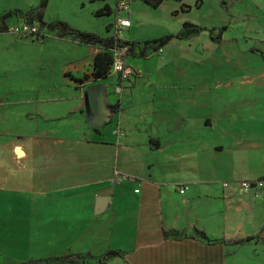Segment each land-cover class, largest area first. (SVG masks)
<instances>
[{
	"label": "crops",
	"instance_id": "obj_1",
	"mask_svg": "<svg viewBox=\"0 0 264 264\" xmlns=\"http://www.w3.org/2000/svg\"><path fill=\"white\" fill-rule=\"evenodd\" d=\"M207 1H116L107 30L116 18L131 21L124 62L136 71L120 91L112 76H92L95 44L71 29L112 34L67 22L60 0L49 14L46 0L0 22L2 43L37 49L41 61L36 70L0 61V264H264V191L238 185L264 177V0ZM71 4L77 17L88 4L111 11L106 0ZM218 9L230 18L223 30ZM181 13L199 18L166 24L164 44L131 35ZM24 15L39 26L41 37H29L38 45L3 30ZM230 32L258 58L254 70L218 59L213 39ZM193 37L213 41L170 43ZM93 86L104 87L111 110L100 125L89 124L83 99ZM99 196L109 200L95 214Z\"/></svg>",
	"mask_w": 264,
	"mask_h": 264
},
{
	"label": "rangeland",
	"instance_id": "obj_2",
	"mask_svg": "<svg viewBox=\"0 0 264 264\" xmlns=\"http://www.w3.org/2000/svg\"><path fill=\"white\" fill-rule=\"evenodd\" d=\"M46 1V0H43ZM50 1V8L48 10V14L52 12V9L57 7V1L58 0H49ZM117 0H106V2H108V4L111 5V12L108 14H99L96 15L95 11L93 10V7L91 4H88L86 6H84L83 8L81 7L80 10H82V12L79 14L81 15V17H77L74 14L68 13L70 11V7L73 6L72 0H60L61 3H63L64 6V10L62 11L64 14H66L64 17L65 20L67 22H70L72 24H79L81 25V28H89L91 30H94L95 32L99 33L102 36L105 35H109V34H113L112 30H107L108 24H110L113 19H114V7H115V3ZM207 2L211 3L208 4V6L210 7H214V3L211 0H208ZM45 3V2H44ZM43 2L41 3V0H0V12L6 11V10H19L21 12V10H26L27 8H30V6H33L32 8H39L41 7L43 4ZM129 3V1H128ZM138 7H140L142 4L140 2H138ZM242 3L238 2V4L236 5V7L239 9L241 7ZM207 6V5H206ZM165 7V6H163ZM220 8V5H219ZM47 14V15H48ZM216 16L218 17L217 22H218V26L221 30L222 27L224 25H227L230 22V18L228 17V15H226L225 11H221L220 9L217 10V12L215 13ZM187 18H186V17ZM214 14L212 13V18H213ZM186 18V21L188 20H194L195 18H199V15L197 14H191L190 17H192L190 19V17L188 18V14L186 13H181L179 18L176 19H171V20H155V24L152 22L151 26L149 28H142L138 31H134L133 33H131L132 36L134 37H142V38H152L151 40L155 39V38H159L160 36H162V34H165L164 30H165V26L166 24H171L174 23V21H178L180 22V24L182 25V22L185 19L182 18ZM13 19H16V16H13ZM194 22L196 23V19L194 20ZM202 24L204 23H209L211 22V19L209 21H200ZM249 22V21H246ZM231 25H233V23L231 22ZM235 26V25H233ZM211 33H213L211 31ZM233 32L230 33H226L223 41L220 40V37L218 36L217 38H214V42L219 43L220 48H219V52H218V59L221 60L222 55L224 57H228L229 60L232 61H249L250 62V67L251 69H253V65H257L258 63V58L254 59L252 57V54H248L245 52H241L238 50L239 46H237L238 42H234V40H232L233 36ZM123 36V34H122ZM167 36V35H166ZM249 36H251L249 34ZM253 36V35H252ZM2 36H0V61H12L16 58H20L23 60H26L27 62H29L32 66H33V70H36L37 66H41V61L39 60L38 57V53H37V49H33V48H27V47H23V46H17L14 44H10V43H2V40L4 39ZM7 38H10V36H6ZM11 37H15V35H11ZM253 38V37H251ZM23 39V38H21ZM21 42H25L28 44H34V45H38L37 42H32L29 37L24 38V40H21ZM15 41V39H13ZM143 40V39H142ZM139 41L140 43H144V41ZM198 40H201L202 43H207V42H211L213 40H210L207 37H197V38H191V39H184V42H178V40H172L170 43L172 44H195L198 42ZM183 41V40H182ZM253 39H250V42L253 43ZM6 44V45H5ZM242 44V43H241ZM6 46V47H5ZM1 48H3V50L1 51ZM225 50H228V52L230 54H224L223 52ZM230 55V56H229ZM250 56V57H249ZM129 58V56H128ZM261 63V62H260ZM39 68V67H38ZM243 69H245V67H243ZM220 70V69H218ZM231 70V69H228ZM238 66L237 64H235V67L233 68L232 72H237ZM254 70V69H253ZM222 71V70H221ZM220 72V71H219ZM224 72V71H223Z\"/></svg>",
	"mask_w": 264,
	"mask_h": 264
},
{
	"label": "built area",
	"instance_id": "obj_3",
	"mask_svg": "<svg viewBox=\"0 0 264 264\" xmlns=\"http://www.w3.org/2000/svg\"><path fill=\"white\" fill-rule=\"evenodd\" d=\"M128 1H118L116 4L117 10L124 11L128 8ZM131 26V21L128 18H116L111 24L113 40L110 44L105 42L95 43L94 47L97 53L107 51L111 56V64L109 67L108 75L115 79L117 85L116 91L121 90L122 83L129 79L131 76L136 75L134 68L126 65L124 62L125 56L128 54L131 47L128 43L122 40V33L125 28ZM3 30L9 34L19 37H30L37 39L41 37L38 24L26 22L22 20L16 23L4 25ZM118 133V130H116ZM228 182H222V186L227 187ZM239 188L244 191H264V177L254 180H241L238 182ZM187 189L186 186H178V191L184 193Z\"/></svg>",
	"mask_w": 264,
	"mask_h": 264
},
{
	"label": "trees",
	"instance_id": "obj_4",
	"mask_svg": "<svg viewBox=\"0 0 264 264\" xmlns=\"http://www.w3.org/2000/svg\"><path fill=\"white\" fill-rule=\"evenodd\" d=\"M44 3L45 1H41V3ZM110 9L107 5H104L102 8L98 9L96 11V14L99 15V14H108L110 13ZM21 12L19 10H6V11H3V12H0V22L1 21H4L6 18L10 17L11 15H20ZM24 20L26 22H30V23H36V20L30 16H26L24 15L23 16ZM52 25V24H51ZM61 26L62 28L65 29L66 31V28L67 29H71L69 28L65 23L63 22H56L54 23L53 26ZM4 28V27H3ZM73 30V32L81 37L85 42H88V43H99V42H105V43H108L110 44V42L113 40L112 37L108 38H100L98 37L97 35L93 34V33H87V32H81V31H78V30H75V29H71ZM171 38V36L167 35V36H163V37H160V38H157V39H154V40H151V41H146L145 44H148V43H158L159 45L161 44H164L165 42H167L169 39ZM110 64H111V56H110V53H108L107 51H101L99 53H97L94 57V60H93V64H92V76L94 78H103V77H106L107 74H108V71H109V67H110ZM264 225V224H263ZM198 233L205 237L204 233L203 232H199ZM254 238L253 236H247V237H244V238H240V239H234L232 242L234 243H241V242H244V241H248L250 239ZM112 254H119L118 251H109L106 255H112ZM78 257V255H77ZM81 257V256H79ZM64 257L62 258H58L56 260H63ZM49 262H51V260H46L45 263L48 264ZM43 264V263H41ZM102 264V261L101 263Z\"/></svg>",
	"mask_w": 264,
	"mask_h": 264
},
{
	"label": "water",
	"instance_id": "obj_5",
	"mask_svg": "<svg viewBox=\"0 0 264 264\" xmlns=\"http://www.w3.org/2000/svg\"><path fill=\"white\" fill-rule=\"evenodd\" d=\"M105 97L106 91L103 86H93L87 88L85 93L83 94V99L86 103V107L90 106V111L92 114L91 119H89L90 125H100L108 120V114L104 111L107 115L106 118L101 117L99 114H96L95 111V104H97V110L100 109L102 106L105 105ZM108 197L99 196L95 199V209L94 213L99 214L101 213L107 206Z\"/></svg>",
	"mask_w": 264,
	"mask_h": 264
},
{
	"label": "flooded vegetation",
	"instance_id": "obj_6",
	"mask_svg": "<svg viewBox=\"0 0 264 264\" xmlns=\"http://www.w3.org/2000/svg\"><path fill=\"white\" fill-rule=\"evenodd\" d=\"M97 108V104H95V113L96 114H99L101 117H103V118H106L107 117V115L104 113V111L105 112H107V114L108 115H110L111 114V110H110V108H108L107 107V105L105 104L104 106H102L100 109H96ZM87 111H88V117H89V119H91V117H92V114H91V111H90V106L88 105L87 106ZM109 117V116H108Z\"/></svg>",
	"mask_w": 264,
	"mask_h": 264
}]
</instances>
